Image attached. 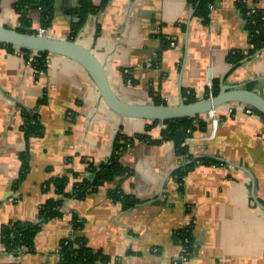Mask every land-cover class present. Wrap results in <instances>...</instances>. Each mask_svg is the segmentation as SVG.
Segmentation results:
<instances>
[{"label": "crops", "instance_id": "crops-1", "mask_svg": "<svg viewBox=\"0 0 264 264\" xmlns=\"http://www.w3.org/2000/svg\"><path fill=\"white\" fill-rule=\"evenodd\" d=\"M19 1L0 0V24L20 26L13 8ZM53 1L50 36L68 39L79 1ZM252 9L264 11V0H216L205 23L191 0H109L76 40L93 50L113 90L129 103L158 99L175 106L190 97L205 99L210 86L236 66L228 60L236 52L250 59L225 83L252 82L250 88L264 97V52L249 56ZM28 17L40 26L39 11H28ZM29 62L21 51L0 45V264H63V248L77 238L96 255L91 264H175L184 245L177 235L184 230L194 251L183 264H264V115L226 104L216 109L217 125L200 116L205 127L178 149L163 141L164 122L112 112L74 61L49 55L43 74ZM25 110L38 116L42 136L27 137ZM119 133L147 135L121 158L127 177L83 199L64 200L62 218L41 225L32 250L5 252L3 228L13 221L40 223L41 207L62 197L48 185L53 178L69 177V194L76 182L93 181L91 166L109 161ZM27 150L29 167L17 186ZM115 190L126 204L111 196Z\"/></svg>", "mask_w": 264, "mask_h": 264}, {"label": "trees", "instance_id": "trees-1", "mask_svg": "<svg viewBox=\"0 0 264 264\" xmlns=\"http://www.w3.org/2000/svg\"><path fill=\"white\" fill-rule=\"evenodd\" d=\"M79 6L71 12L73 19L77 21L71 24V33L68 39L76 40L77 36L81 30L87 24L90 16L99 14L103 9H105L109 0H103L100 5H95L91 0H78ZM195 7L196 15L203 19L205 23L209 22L211 9H213L216 0H191ZM243 8V13L245 11V3H240ZM24 6V7H23ZM28 7V9H26ZM15 13L21 15L20 26L16 29L24 33H35L36 28L31 22H29L28 11L36 10L40 13V26L44 28H49L53 22L54 16V1L53 0H20L17 4L13 6ZM252 40L253 49L250 51L249 56H254L258 51L264 49V11L257 10L256 14H251L248 25ZM2 47L8 48L10 51L19 50L21 51L27 59L32 58L34 52L16 48L13 46L5 45L0 43ZM36 56L33 57L32 63L37 72H46L48 67V57L50 54L47 53H35ZM247 55L245 53L236 52L229 55V64L232 66L238 65ZM129 74H126L127 80L130 78ZM213 94L217 95L220 91V82L217 80L212 84ZM249 89L250 86L248 87ZM155 104H165L162 100L155 99ZM196 102V97H190L187 103ZM26 117L28 118V126L26 127L27 137L31 138L33 136H42L44 133L43 127L39 121L38 116L32 115L30 111H26ZM154 123H158L155 121ZM165 128L162 130L163 141H172L178 149H183L185 141L193 137L194 133L198 129H203L205 127V122L201 117L194 118H184L179 120L165 121L163 123ZM134 140H147V135H138L134 138H129L119 133L116 137L114 144V152L112 157L108 162L100 165L96 169L92 166L90 170L95 173V178L93 181H88L83 179L82 181L76 182L73 193L69 194L66 191L67 183L69 182V177H59L53 178L48 182L50 188H53L57 195L62 196L60 199H50L48 200L40 209L39 220L40 223H32L27 221H13L7 224L2 230V244L4 246L5 252L17 254L22 248L28 250L33 249L34 241L41 230V225L48 221L56 218H62L63 213L61 211L62 204L64 200L76 198L83 199L87 194L96 191L98 188L105 185L107 182L115 181L117 179H124L129 174V169L122 164L121 158L123 154L128 150ZM158 143V142H155ZM22 161L24 167L23 176L20 178L18 184L25 179L30 162V154L27 150L22 154ZM204 162H207L205 160ZM212 162V161H211ZM177 180L182 181L184 172L182 169L177 171ZM73 178L79 177V175L72 174ZM111 196L115 201L121 200L123 203H127L124 199L122 192L115 190L112 191ZM129 205H125L128 208ZM178 240L184 242L187 238L189 243L186 245L189 247L191 252L194 251L193 239L191 233L188 230L179 232L177 235ZM64 262L63 264H91L97 257L88 248L86 241L83 238H77L75 240H70L66 243L63 248Z\"/></svg>", "mask_w": 264, "mask_h": 264}, {"label": "water", "instance_id": "water-1", "mask_svg": "<svg viewBox=\"0 0 264 264\" xmlns=\"http://www.w3.org/2000/svg\"><path fill=\"white\" fill-rule=\"evenodd\" d=\"M0 43L25 49L31 52L47 53L68 58L81 66L94 82L105 105L121 119H140L165 122L184 118L200 117L226 104L246 105L264 115V97L248 87L252 84L227 85L225 80L238 65L228 70L220 81L217 95L187 103L183 99L179 105L133 104L124 101L113 90L105 65L97 58L92 49L81 45L77 40L59 38L50 35L24 33L0 24ZM264 52V49L257 54ZM250 58L241 61L244 64ZM239 64V65H240Z\"/></svg>", "mask_w": 264, "mask_h": 264}, {"label": "built area", "instance_id": "built-area-1", "mask_svg": "<svg viewBox=\"0 0 264 264\" xmlns=\"http://www.w3.org/2000/svg\"><path fill=\"white\" fill-rule=\"evenodd\" d=\"M256 13H257V9H252V11L250 12V14H256ZM35 34L41 35V36L50 35L48 28H44V27H37ZM174 46H175V43H172V47H174ZM35 53H37V52H34L31 55L32 58L30 59V62H29L32 66H33V64H32L33 57L36 56ZM37 73L43 74L45 72L44 71H41V72H37ZM212 89H213V87L211 85L210 86V89H209V96L210 97H213L214 96ZM248 112L249 113H253L254 110L252 108H249L248 109ZM207 116H208V119L211 122V124L217 125L220 122V119H219V117L217 115V110L210 111L207 114ZM183 243H184V245L182 247L181 256L179 257L178 260L175 261V264H183V263L187 262V260L189 259V257L192 255V252L189 250V247L186 245L187 243H189V240L186 238Z\"/></svg>", "mask_w": 264, "mask_h": 264}]
</instances>
